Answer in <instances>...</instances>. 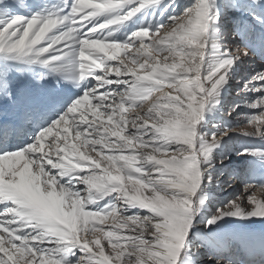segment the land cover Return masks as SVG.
<instances>
[{"label": "snow or ice", "instance_id": "6c2138e0", "mask_svg": "<svg viewBox=\"0 0 264 264\" xmlns=\"http://www.w3.org/2000/svg\"><path fill=\"white\" fill-rule=\"evenodd\" d=\"M0 100V264H264V0H0Z\"/></svg>", "mask_w": 264, "mask_h": 264}, {"label": "bare ground", "instance_id": "6f19581e", "mask_svg": "<svg viewBox=\"0 0 264 264\" xmlns=\"http://www.w3.org/2000/svg\"><path fill=\"white\" fill-rule=\"evenodd\" d=\"M235 22L239 23V21H237L236 19H235ZM259 65H260L259 61L257 62V64L255 66H252L249 64L243 65V67H242L239 75L237 76V78L231 82V86H230L228 94L225 98V101H226L225 108H227L226 106L229 107L234 102L239 101L241 99V96L238 95V92L242 88L244 81L247 78H250L252 75H254L256 70H260ZM241 120H243V119H240V121ZM240 121L237 119V120H234V123L235 124H242L243 121L242 122H240ZM239 139L241 141L240 146L248 143V145L251 144L250 146L255 147L256 144L262 143L258 138L249 139V138H245L242 135L237 134V137L234 139V141L238 142ZM234 159H235V154H233V152H232V154L230 156L231 166L234 170H236L237 172H240L241 169L239 167H240V163L242 161V158L237 157L236 160H234ZM239 182H240V180L233 181L232 182L233 183L232 189H227L225 187V188L217 190L216 197L221 196V198H222L221 201H224V202L230 201V200H232L233 197L236 198V196H238V195H244L246 197V195H247L246 193H244L242 190L238 191L237 186L240 185ZM256 194L258 197H264V193L257 192ZM245 203H246V199H245ZM213 207H215V204H213ZM237 224H239V222H237ZM263 224H264V222H261L260 220H256L255 223L248 222L246 227H236V228H233L232 230L244 232V233H254L257 236H260L261 234H264V230L256 229L255 227H259L260 225H263ZM236 258L239 259L240 256L238 255ZM203 260H204V264H208L206 256L203 258Z\"/></svg>", "mask_w": 264, "mask_h": 264}, {"label": "rangeland", "instance_id": "374dc122", "mask_svg": "<svg viewBox=\"0 0 264 264\" xmlns=\"http://www.w3.org/2000/svg\"><path fill=\"white\" fill-rule=\"evenodd\" d=\"M28 2H33V0H28ZM183 3H188L189 0H182ZM237 21H239V18H236ZM171 62V59L170 61ZM17 86L19 87V89L22 91V92H25V93H30V94H39V93H42V92H52L54 91L55 89L59 88V85L56 83L55 80H45V81H39V80H36V79H33L31 76H28L27 78H25L24 76L20 75V74H16V79L14 81ZM166 91H169L168 89H166ZM158 95V94H156ZM155 99V96L153 97V100ZM3 105H4V102L3 100H0V109L3 108ZM148 103L146 102L144 104V109H141V111L143 110H146V108L148 107ZM227 108H225V116L223 117L224 120H226L229 124H231L232 126H236L237 124L234 123V120H239L240 119H243L244 120V114L246 113H253L255 112L256 110H252V109H249L247 107H242L241 109H239V112L241 113L240 116H237L235 113H233V115L231 116H228L227 115V111L229 109L228 106H226ZM133 115H135V113L133 112H129L128 113V116L129 118H131ZM243 120H241L240 122H242ZM237 134L238 133H234V137L236 138L237 137ZM235 145L237 147H240V139L238 140V142H235ZM243 143V142H242ZM252 143V142H251ZM248 145V143H246ZM251 145V144H250ZM255 148H258V149H264V143H261V144H256L255 145ZM233 154H235V152H233ZM238 156H236L235 154V159H237ZM251 157H248V158H245L243 159L242 158V161L240 163V172H243L245 170H247L249 167H251V164H250V161H251ZM257 177L259 178V173H257ZM240 185H238V191H243L244 187H245V183L243 181V179L240 180L239 182ZM221 196H218L217 197V202L221 201ZM235 199L234 197L232 198V200ZM256 229H261V230H264V224L263 225H260L259 227H255Z\"/></svg>", "mask_w": 264, "mask_h": 264}]
</instances>
